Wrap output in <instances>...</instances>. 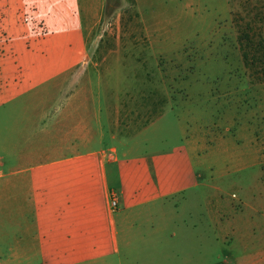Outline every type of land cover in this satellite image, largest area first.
Wrapping results in <instances>:
<instances>
[{"label":"crops","instance_id":"crops-1","mask_svg":"<svg viewBox=\"0 0 264 264\" xmlns=\"http://www.w3.org/2000/svg\"><path fill=\"white\" fill-rule=\"evenodd\" d=\"M104 8L0 0V259L107 264L121 252V223L207 186L201 138L179 112L190 102L174 100L184 89L142 88L136 73L123 89L107 72L96 35ZM174 133L181 139L168 141ZM243 205L251 222H234V235L247 242L264 198Z\"/></svg>","mask_w":264,"mask_h":264},{"label":"rangeland","instance_id":"rangeland-1","mask_svg":"<svg viewBox=\"0 0 264 264\" xmlns=\"http://www.w3.org/2000/svg\"><path fill=\"white\" fill-rule=\"evenodd\" d=\"M107 1L96 33L101 57L112 62L107 72L123 89L133 87L131 73L145 78L142 88L184 89L174 100L190 102L179 112L201 138L207 183L197 198L121 223V252L107 264H264V213L254 212L247 242L234 235V222L245 228L253 214L243 202L264 198V0H119L116 9L118 0ZM135 59L140 65L130 66Z\"/></svg>","mask_w":264,"mask_h":264},{"label":"trees","instance_id":"trees-1","mask_svg":"<svg viewBox=\"0 0 264 264\" xmlns=\"http://www.w3.org/2000/svg\"><path fill=\"white\" fill-rule=\"evenodd\" d=\"M118 6H119V0H118L117 2H115L114 6H112V9H116ZM108 8H109V3H108V1H107V2H106V5H105V13L108 12ZM110 10H111V7H110ZM248 42H249V41H248ZM251 45H252V44H247V45H246L247 50H246V53H245V57L247 58V60H248V58H249L250 46H251ZM248 52H249V53H248ZM263 170H264V166H263Z\"/></svg>","mask_w":264,"mask_h":264},{"label":"built area","instance_id":"built-area-1","mask_svg":"<svg viewBox=\"0 0 264 264\" xmlns=\"http://www.w3.org/2000/svg\"><path fill=\"white\" fill-rule=\"evenodd\" d=\"M112 203H113V206L117 205L116 200H113Z\"/></svg>","mask_w":264,"mask_h":264}]
</instances>
